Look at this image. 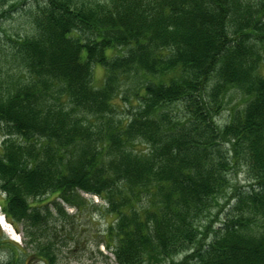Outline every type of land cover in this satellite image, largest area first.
Masks as SVG:
<instances>
[{
	"label": "trees",
	"instance_id": "16d2710c",
	"mask_svg": "<svg viewBox=\"0 0 264 264\" xmlns=\"http://www.w3.org/2000/svg\"><path fill=\"white\" fill-rule=\"evenodd\" d=\"M18 11L31 31L0 45V208L29 256L55 264L47 204L64 217L84 192L114 217L118 264H264V0H0V19Z\"/></svg>",
	"mask_w": 264,
	"mask_h": 264
},
{
	"label": "rangeland",
	"instance_id": "374dc122",
	"mask_svg": "<svg viewBox=\"0 0 264 264\" xmlns=\"http://www.w3.org/2000/svg\"><path fill=\"white\" fill-rule=\"evenodd\" d=\"M27 19L25 11L13 12L11 15L6 16V18L2 17L0 19V45L6 44V34L14 36L31 31V26L26 21ZM105 72L102 67L95 68L93 77L95 78L94 84L96 87L102 85ZM239 100L238 96L233 95L232 104L229 106L237 105L240 102ZM118 103L122 105L124 101L119 99ZM222 113L219 121L225 124V122H228L229 112L225 110ZM1 143L0 145H2ZM233 181V185H238L242 190H247L250 186L244 170L234 174ZM78 193L83 199H80L79 206L73 207L63 203L66 214L64 217L63 215L60 216L59 212L57 213L53 204H47L50 206L53 214L48 222L49 225L44 231V235L46 236L42 237V241H46V237L52 233L53 236H56L57 243L53 248L55 264H118L115 255H113L114 253L107 248L105 242V233H107L109 224L114 221V217L107 212L106 204L100 198L84 192ZM4 196L0 190V201L4 200ZM227 196L232 198L231 192ZM30 201L33 202V199H30ZM231 201V206H234V200ZM57 202H60V200H57ZM218 213L219 209H216L213 216ZM1 214L3 215V213ZM221 216H223V212ZM218 218L221 219L220 217ZM218 223L217 219L213 224L217 227ZM20 228L21 233L18 234L20 236L19 242L10 239L0 229V234H3L0 260H8L14 264H47L38 256L35 258L29 256L34 255V244H31V238H29L31 234L23 226ZM183 256H177L176 260L182 259Z\"/></svg>",
	"mask_w": 264,
	"mask_h": 264
},
{
	"label": "bare ground",
	"instance_id": "6f19581e",
	"mask_svg": "<svg viewBox=\"0 0 264 264\" xmlns=\"http://www.w3.org/2000/svg\"><path fill=\"white\" fill-rule=\"evenodd\" d=\"M0 224L2 225L4 232L10 237V239L19 242L20 236L16 234L12 225L4 218H0Z\"/></svg>",
	"mask_w": 264,
	"mask_h": 264
}]
</instances>
